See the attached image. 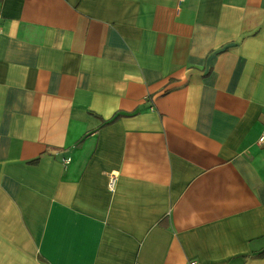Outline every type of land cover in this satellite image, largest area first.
<instances>
[{"label": "crops", "instance_id": "0c3cea01", "mask_svg": "<svg viewBox=\"0 0 264 264\" xmlns=\"http://www.w3.org/2000/svg\"><path fill=\"white\" fill-rule=\"evenodd\" d=\"M262 130L264 0H0V264H264Z\"/></svg>", "mask_w": 264, "mask_h": 264}, {"label": "built area", "instance_id": "2783aa9c", "mask_svg": "<svg viewBox=\"0 0 264 264\" xmlns=\"http://www.w3.org/2000/svg\"><path fill=\"white\" fill-rule=\"evenodd\" d=\"M258 142L259 143L264 142V130H262L261 134L259 135ZM116 175H117V172L116 171H111L109 173V176H108V186H109L110 189H112V187L115 184Z\"/></svg>", "mask_w": 264, "mask_h": 264}, {"label": "trees", "instance_id": "16d2710c", "mask_svg": "<svg viewBox=\"0 0 264 264\" xmlns=\"http://www.w3.org/2000/svg\"><path fill=\"white\" fill-rule=\"evenodd\" d=\"M116 117V115H114L112 118Z\"/></svg>", "mask_w": 264, "mask_h": 264}]
</instances>
